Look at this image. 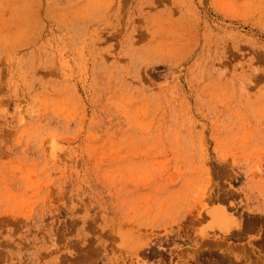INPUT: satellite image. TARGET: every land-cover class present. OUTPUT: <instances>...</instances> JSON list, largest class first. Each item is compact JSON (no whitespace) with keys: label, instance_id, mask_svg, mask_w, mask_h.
Masks as SVG:
<instances>
[{"label":"rangeland","instance_id":"rangeland-1","mask_svg":"<svg viewBox=\"0 0 264 264\" xmlns=\"http://www.w3.org/2000/svg\"><path fill=\"white\" fill-rule=\"evenodd\" d=\"M0 264H264V0H0Z\"/></svg>","mask_w":264,"mask_h":264}]
</instances>
